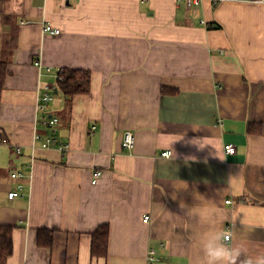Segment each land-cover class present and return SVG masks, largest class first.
Masks as SVG:
<instances>
[{
    "label": "crops",
    "instance_id": "crops-1",
    "mask_svg": "<svg viewBox=\"0 0 264 264\" xmlns=\"http://www.w3.org/2000/svg\"><path fill=\"white\" fill-rule=\"evenodd\" d=\"M1 61L0 224L15 227L6 264H149L151 249L155 264H202V239L225 228L232 246L264 256L262 0H0ZM64 68L92 74L70 104L56 91ZM45 116L59 118L56 133ZM52 136L66 153L42 147ZM13 171L26 178L10 200ZM104 224L107 255L93 256ZM40 230L54 233L51 247Z\"/></svg>",
    "mask_w": 264,
    "mask_h": 264
},
{
    "label": "trees",
    "instance_id": "trees-1",
    "mask_svg": "<svg viewBox=\"0 0 264 264\" xmlns=\"http://www.w3.org/2000/svg\"><path fill=\"white\" fill-rule=\"evenodd\" d=\"M217 3V2H216ZM209 28L215 27L213 24L208 25ZM216 28H221L217 25ZM5 50H10L8 38L4 39ZM7 75V62L0 63V91L3 87L4 78ZM60 75L62 79L57 80L56 91L61 93L67 103H71L74 96L78 94H88L91 88L92 74L90 70L64 68L61 69ZM163 92L173 93L174 90L167 88ZM256 124L249 125V131H255ZM14 226L0 224V264H6L13 253V231ZM109 225L104 224L97 229L93 234L92 254L97 257H104L107 255L109 242ZM53 232L50 230H40L38 232V242L44 247H51L53 244Z\"/></svg>",
    "mask_w": 264,
    "mask_h": 264
},
{
    "label": "built area",
    "instance_id": "built-area-1",
    "mask_svg": "<svg viewBox=\"0 0 264 264\" xmlns=\"http://www.w3.org/2000/svg\"><path fill=\"white\" fill-rule=\"evenodd\" d=\"M199 1L200 0H188V5L191 7L193 5V3L198 4ZM262 2H264V0H262ZM43 31L48 32V33H52L55 35H59L61 33L60 29L54 28L50 24H45L43 27ZM36 65L39 66L40 64L37 63ZM60 71L58 72V75H57L58 80L62 79L61 75H60ZM51 100H52V96L50 93H46L43 96H41L39 98V102H38V111L43 112ZM44 118H45L44 123L46 125L50 126L52 128L53 132L56 133L57 126L59 125V118L57 116H50V117L45 116ZM36 139L39 140L41 138L39 136H37ZM3 143L7 144V141L4 140ZM55 145H58V148L63 153H66L69 149V144L59 143L58 140L54 136L46 138L42 143L43 148H50L51 146H55ZM135 145H136V138H135L134 133L132 131H129V130L125 131L123 134V141H122L123 149H125L126 151H129V152H132L135 149ZM224 152L226 155H235L237 150H236V147L234 145L226 144L224 146ZM18 153H19V151H18ZM171 155H172V153L170 151H165L162 153L163 157H170ZM101 175H102L101 171L94 172L92 183L97 184L98 179L100 178ZM25 178H26V175L23 172L13 171L11 173V180L13 182H15V185L12 187V189L8 193V198L10 200H13V199L19 198V197H23V195H24L23 194L24 184L21 181ZM226 203L232 204L233 201L230 199V200L226 201ZM149 220H150L149 216L144 217V222L147 223ZM156 260H157L156 252H155V250L151 249L149 252V262H150L149 264H155Z\"/></svg>",
    "mask_w": 264,
    "mask_h": 264
},
{
    "label": "clouds",
    "instance_id": "clouds-1",
    "mask_svg": "<svg viewBox=\"0 0 264 264\" xmlns=\"http://www.w3.org/2000/svg\"><path fill=\"white\" fill-rule=\"evenodd\" d=\"M181 207L186 206L182 203ZM233 237L234 233L227 228L205 236L201 243L202 264H264V256L253 258L245 249L232 246Z\"/></svg>",
    "mask_w": 264,
    "mask_h": 264
}]
</instances>
